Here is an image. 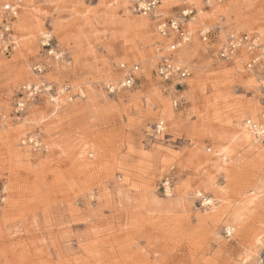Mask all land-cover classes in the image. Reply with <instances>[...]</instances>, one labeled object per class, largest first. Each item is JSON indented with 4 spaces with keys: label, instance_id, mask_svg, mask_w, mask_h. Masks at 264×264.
I'll return each instance as SVG.
<instances>
[{
    "label": "rangeland",
    "instance_id": "1",
    "mask_svg": "<svg viewBox=\"0 0 264 264\" xmlns=\"http://www.w3.org/2000/svg\"><path fill=\"white\" fill-rule=\"evenodd\" d=\"M12 1L19 5L14 45L0 49V117L7 118L0 123V264H241L264 216V144L220 158L214 152L220 134L258 117L257 73L223 61L194 33L179 50L191 76L173 107L155 74L161 39L149 18L132 11V0ZM234 1L197 17L263 34L264 0H239L259 5L252 10ZM43 32L62 59L43 57ZM36 61L49 65L40 79L81 87L85 96L34 102L13 120L18 86L39 80ZM119 63L133 68L134 85L109 94L104 84L125 73ZM249 104H257L253 113ZM157 119L165 123L162 134L154 131ZM29 134L47 148L22 145ZM243 192L257 197L227 234L229 207ZM205 195L214 211L203 206ZM260 251L245 264H264Z\"/></svg>",
    "mask_w": 264,
    "mask_h": 264
},
{
    "label": "built area",
    "instance_id": "2",
    "mask_svg": "<svg viewBox=\"0 0 264 264\" xmlns=\"http://www.w3.org/2000/svg\"><path fill=\"white\" fill-rule=\"evenodd\" d=\"M200 1V6H197L191 0H179L178 3L169 5L166 12L162 9L163 0H132V11L149 18L154 24L156 34L161 39L155 44V74L165 89L171 92L172 106H178L181 99L178 92L186 85L191 76V67L179 60L178 52L185 44L191 42L193 34L196 33L198 40L203 42L209 50H213L223 61L239 62L244 70H252L257 73L261 89L260 111L257 118L247 117L243 119V124L264 144V33L238 31L228 28L220 21H216L214 24L201 25L193 32L187 24L199 13V8L207 10L226 0ZM18 11L17 1L0 0V49L3 51L13 48V22ZM46 34L40 37L43 57L53 60L62 59L64 52L58 49L53 37L49 33ZM48 66L42 61L34 63L32 71L37 77L39 76V80L27 81L18 86L9 113L11 119L19 120L28 105L34 102L42 100L52 104L59 95L65 96L66 101L85 96L81 87L73 90L72 86L66 83L55 87L52 82L40 79ZM118 66L120 69H124L125 73L117 81L104 84V88L109 94H114L120 89H127L134 85L133 68H126L125 63H119ZM0 123L6 125L7 118L5 115H1ZM154 131L156 134L165 132L163 119L155 121ZM21 144L30 146L34 150L47 148L36 134L25 136L21 139ZM161 186L165 195L166 189L172 193L170 182L167 179L161 182ZM227 234L230 233L227 231Z\"/></svg>",
    "mask_w": 264,
    "mask_h": 264
},
{
    "label": "bare ground",
    "instance_id": "3",
    "mask_svg": "<svg viewBox=\"0 0 264 264\" xmlns=\"http://www.w3.org/2000/svg\"><path fill=\"white\" fill-rule=\"evenodd\" d=\"M231 1H234V0H231ZM234 2H235V5H237V6L240 4H243L245 10L256 9L259 6L256 3L251 4V3H247V2H241L239 0L238 1L235 0ZM165 4H167L169 6L172 3L170 0H167ZM204 10L205 9L199 8V13L193 17V20H189L187 26L188 27L189 26H197L199 24V27H200L201 25H204V23H201V20L198 19V17H197L199 14L203 13ZM144 18H146V17H144ZM143 19H141L138 24H139L141 30L146 31L147 24H146V21H144ZM42 34L47 35L44 32ZM178 58H179V52H178ZM179 60H181V59L179 58ZM181 61L184 62L183 60H181ZM60 97H61V95H60ZM63 97H65V96H63ZM62 100H63V98H62ZM59 104H60V102H59ZM248 106L251 109L250 113H253L257 104L254 105V107H253V105H250V104ZM57 107H60V106L58 105ZM166 115H167V118L169 120H172L173 116L171 113H166ZM213 133L215 134V131H213ZM218 140L220 143L223 142L222 147L219 150H216L214 152L217 154L218 157L220 156V153L226 152V151H228V152L233 151L236 147H239V146L240 147L245 146L248 148H254L256 146L255 144H258V142H259V140L253 134V132L250 129H248L245 124H243V121H242V127L232 126V128L229 130V132L227 134H222V135L220 134V136L218 137ZM171 194L172 193H170L168 191V189H166V195L170 196ZM198 194L201 195L202 193H198ZM240 195H241L240 199L233 202V204H231V206L229 207V210L226 207L227 208L226 211L228 210L229 213H228L227 223H226L225 227H223V228H225L226 231H228L229 233L232 230H234L238 224H241L243 222L246 214L251 211V209H250L251 205L254 203L255 198L257 197V194H248L247 195V193H245V192L241 193ZM201 200H202V204H203V206H205V208H207L210 211H214V209L216 207L213 206V204H214L213 198L205 195L201 198ZM259 222L261 223V225L251 235L249 250H246L245 254L243 256H241V258H240L241 264H245L247 261L251 260L252 256L254 254H257L259 249H261V251L259 252V256H258L257 260H259L258 262H260V263H264V242H263V239H264V216L260 218Z\"/></svg>",
    "mask_w": 264,
    "mask_h": 264
}]
</instances>
